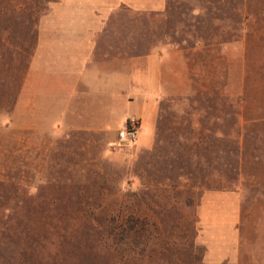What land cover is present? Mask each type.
<instances>
[{"label":"rangeland","instance_id":"374dc122","mask_svg":"<svg viewBox=\"0 0 264 264\" xmlns=\"http://www.w3.org/2000/svg\"><path fill=\"white\" fill-rule=\"evenodd\" d=\"M54 1L0 0V264H264V0L120 8L117 24L185 49L194 90L161 102L150 150L120 143V126L20 119Z\"/></svg>","mask_w":264,"mask_h":264},{"label":"crops","instance_id":"0c3cea01","mask_svg":"<svg viewBox=\"0 0 264 264\" xmlns=\"http://www.w3.org/2000/svg\"><path fill=\"white\" fill-rule=\"evenodd\" d=\"M123 6L158 12L165 11L166 0L52 2L34 27L35 49L18 100L21 120L34 113L37 122L42 114L57 129L107 131L135 118L139 129L132 144L154 147L161 102L194 95L185 49L156 43L152 27L117 24L114 16ZM33 127L29 119L26 128ZM217 194L229 197L221 201L227 215L235 214L232 197Z\"/></svg>","mask_w":264,"mask_h":264},{"label":"built area","instance_id":"2783aa9c","mask_svg":"<svg viewBox=\"0 0 264 264\" xmlns=\"http://www.w3.org/2000/svg\"><path fill=\"white\" fill-rule=\"evenodd\" d=\"M138 129V121L135 118L128 119L123 129L118 133L119 142L134 143L137 138Z\"/></svg>","mask_w":264,"mask_h":264}]
</instances>
